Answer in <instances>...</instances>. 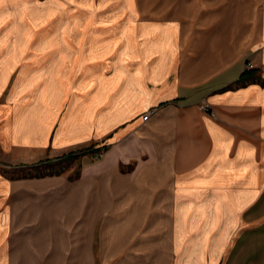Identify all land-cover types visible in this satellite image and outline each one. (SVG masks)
Returning <instances> with one entry per match:
<instances>
[{
    "label": "crops",
    "instance_id": "crops-1",
    "mask_svg": "<svg viewBox=\"0 0 264 264\" xmlns=\"http://www.w3.org/2000/svg\"><path fill=\"white\" fill-rule=\"evenodd\" d=\"M183 3L133 4L140 28L66 53L49 40L44 61L39 47L21 60L0 16V156L22 126L39 151L110 146L76 181L0 162V264H264V87L243 75L255 52L225 16L213 31L211 10Z\"/></svg>",
    "mask_w": 264,
    "mask_h": 264
},
{
    "label": "rangeland",
    "instance_id": "rangeland-1",
    "mask_svg": "<svg viewBox=\"0 0 264 264\" xmlns=\"http://www.w3.org/2000/svg\"><path fill=\"white\" fill-rule=\"evenodd\" d=\"M5 1L6 4L0 6V16L5 15V18L3 17L5 20L1 26L2 31L6 32L7 41L10 42L14 50L21 51V60L28 58L30 51H33L35 47L42 48L43 50L39 55L43 56L41 61L46 58L45 46L49 40H53L55 51H58L57 49L62 51V48L72 51L73 47L92 44L94 39L97 38L95 36L97 29L126 30L129 27L140 28L142 22H131L127 16L129 13L136 12L131 10L133 4L135 9L138 5H141L140 8L143 12L148 11L146 14L165 13L169 15L177 8L176 6L168 7L170 4L159 6L157 4L158 0ZM181 2H184L183 4H194L195 13L202 14L203 18H205L206 10H211L210 14H214L211 25L213 31L216 30H214L215 26L225 16L227 25H229L226 33H230L232 36L233 33L236 34L239 31L241 33L240 42L246 49H252L255 53H258V51L261 53L262 51L264 54V0H181ZM242 8H245L246 15L238 19V10ZM166 10L171 12L167 13ZM181 17L184 18V16ZM146 22L151 24L154 21ZM237 22V27L233 26ZM195 24L198 25L199 23L195 22ZM51 29L53 31L49 32ZM98 31L102 37L109 34H103L101 30ZM201 36H204V34H196L198 38ZM261 47L263 48L260 49ZM255 53L245 60L243 75L246 77L244 83L256 82L259 86L264 87V60L259 59L256 62L254 59ZM198 109L213 119L217 118L213 105L207 100H203ZM16 130L19 137L17 146L10 152V157L7 156L8 159L5 156H0V162H21L22 165H26L28 164L26 162L34 160L31 166H25L22 167V171H16L15 176L20 178H44L62 175L67 177L69 181H76L80 178L85 163L98 162L110 147L108 141L102 139L98 142L87 143L67 150L53 149L51 143H49L46 148L39 151L32 147L26 148L24 147L26 144L21 143L23 138L27 137L29 139L31 135L24 132V130H27L24 126L16 128ZM133 167L134 164L127 166V168ZM0 173L9 174L2 172L1 169ZM165 211H167L166 207Z\"/></svg>",
    "mask_w": 264,
    "mask_h": 264
},
{
    "label": "built area",
    "instance_id": "built-area-1",
    "mask_svg": "<svg viewBox=\"0 0 264 264\" xmlns=\"http://www.w3.org/2000/svg\"><path fill=\"white\" fill-rule=\"evenodd\" d=\"M152 110L151 111H147L146 113H144V115L142 116V122H146L148 120V118L150 117V115L152 114Z\"/></svg>",
    "mask_w": 264,
    "mask_h": 264
}]
</instances>
